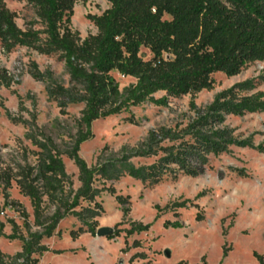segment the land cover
<instances>
[{
  "label": "trees",
  "instance_id": "16d2710c",
  "mask_svg": "<svg viewBox=\"0 0 264 264\" xmlns=\"http://www.w3.org/2000/svg\"><path fill=\"white\" fill-rule=\"evenodd\" d=\"M19 1L33 8L35 20L26 29L19 28L16 15L6 7L5 0H0V47L4 54L20 47L40 55L59 54L64 61L68 87L58 85L50 72L39 71L34 62L29 74L35 81L48 83L47 94L61 110L84 105L81 130L67 153L78 170L80 187L66 190L69 176L60 154L37 142L41 149L37 165L29 167L17 185L29 198L34 224L42 232L29 234L28 238L18 236L23 243L21 251L13 256L0 251V264H38L33 256L48 251L41 241L51 238L60 221L68 216L82 225L70 232L72 239L85 233L94 236L102 209L96 201L100 194L108 192L121 206L129 201L116 195L111 187L98 188V180L104 184L127 176L155 186L166 176L197 178L208 170L210 156L218 157L231 147H253L235 135L226 119L264 113V92L250 94L264 84V77L259 78L260 82L249 79L233 85L206 107L198 108L191 102L189 115H182L173 127L150 130L138 147L119 159L88 167L78 154L80 145L92 138L91 125L97 120L128 112L145 102L166 106L171 98L211 90L217 73L233 77L249 63L264 64V0H105L110 7L101 15L89 17L97 33L83 40L72 30L71 18L77 3L90 0ZM38 24L42 30L35 28ZM142 48L150 52L149 60L141 58ZM2 73L0 81L6 80ZM113 73L135 83L120 90ZM157 93L164 95L155 98ZM128 122L137 123L133 117ZM256 149L264 152L261 146ZM132 158L153 161L137 167L130 162ZM44 197L55 205L53 215L47 219L42 213ZM122 212L125 217L129 210L122 208ZM170 226L180 228L178 223ZM2 229L0 222V236ZM148 229V225L133 223L126 233ZM114 236L109 234L107 238ZM253 256L258 264H264L263 255Z\"/></svg>",
  "mask_w": 264,
  "mask_h": 264
},
{
  "label": "rangeland",
  "instance_id": "374dc122",
  "mask_svg": "<svg viewBox=\"0 0 264 264\" xmlns=\"http://www.w3.org/2000/svg\"><path fill=\"white\" fill-rule=\"evenodd\" d=\"M16 15L15 22L26 29L35 20L34 10L24 1L5 0ZM110 5L105 0H90L74 6L71 28L81 40L97 30L90 16L101 15ZM42 30L40 24L35 26ZM143 60L151 58L142 48ZM34 62L41 72L48 71L58 85L68 87L69 76L59 54L40 55L26 48L4 54L0 47V251L13 256L21 251L29 234L41 233L34 224L28 197L20 193L17 180L29 167L37 165V142L60 154L69 176L66 190L80 187L78 170L68 158L81 130L79 120L83 104L61 110L48 96L46 82L35 81L29 74ZM120 90L135 83L131 78L112 74ZM264 77V64H247L237 76L213 75V87L194 95L171 98L166 106L145 102L128 112L97 120L91 125L92 138L79 147V156L88 167L107 159H119L138 147L152 129L173 127L182 115H189L190 103L198 108L211 104L214 97L233 85ZM264 92L259 84L255 92ZM164 94L157 93L155 98ZM133 117L136 125L130 124ZM226 124L235 135L247 140L252 148L231 147L218 157L210 156L206 173L197 178L166 176L155 186L141 184L127 176L117 182L98 180V188L111 187L116 195L129 198L124 206L104 191L96 199L101 205L97 228L108 227L112 239L89 233L72 239L71 231L82 225L68 216L60 221L51 238L41 245L48 251L34 255L38 264H258L253 254L264 256V113L228 117ZM86 132L85 128L82 129ZM153 159L132 158L135 166L148 165ZM9 181V185H7ZM39 186L42 184L39 183ZM86 206V203H82ZM122 208L129 210L124 217ZM55 205L43 198L42 213L47 219ZM133 223L148 225L145 232L127 235ZM178 223L179 229L170 225ZM85 228V227H83ZM17 236L16 239H7Z\"/></svg>",
  "mask_w": 264,
  "mask_h": 264
},
{
  "label": "water",
  "instance_id": "95a60500",
  "mask_svg": "<svg viewBox=\"0 0 264 264\" xmlns=\"http://www.w3.org/2000/svg\"><path fill=\"white\" fill-rule=\"evenodd\" d=\"M112 229L108 227H101L96 230L97 237H107L109 234L112 233Z\"/></svg>",
  "mask_w": 264,
  "mask_h": 264
}]
</instances>
